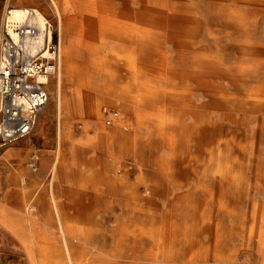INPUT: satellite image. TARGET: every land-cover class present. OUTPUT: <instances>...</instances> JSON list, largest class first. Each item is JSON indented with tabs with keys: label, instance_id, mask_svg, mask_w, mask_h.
Returning <instances> with one entry per match:
<instances>
[{
	"label": "rangeland",
	"instance_id": "obj_1",
	"mask_svg": "<svg viewBox=\"0 0 264 264\" xmlns=\"http://www.w3.org/2000/svg\"><path fill=\"white\" fill-rule=\"evenodd\" d=\"M146 1L0 0V37L9 36L7 21L13 8H39L53 25V43L60 46L62 34L64 42L74 47L77 61L88 64L82 90H87L89 102L106 97L105 84L111 88L129 84L136 91L148 93H142L143 103L137 111L106 100L102 119L97 120L82 110L84 103L80 100H76L73 110L60 111L57 94L75 93L76 81L66 75L60 83V70L49 76L45 85L47 104L35 118L31 133L0 147V200L4 184L14 182V187L20 186L11 199L15 215H8L6 207L0 205V218L15 232L14 235L0 227V264H25L27 256L51 258L44 264H71L64 252L59 255V249L67 251L74 244L92 252V264H264V105L246 99L252 88L264 85V0H173L176 20L179 24L188 23L194 32L187 44L175 42L169 34L154 29L112 31L111 12H122L128 7L144 12ZM170 1L166 0L165 6ZM88 10L101 22L99 37L87 30ZM126 54L134 56L135 65L130 64ZM190 55L194 60L205 58L211 68L190 62ZM97 63L106 73L96 69ZM224 91L229 94L227 98L221 97ZM119 109L123 111L122 126L134 133L138 147L134 156L128 153L122 159L114 156L111 160L107 155L114 154V146L101 144L105 137L98 133L101 125L114 126L115 119L106 123V112ZM142 112L153 115V119L142 125ZM161 119L167 121L163 132L158 126ZM224 138L227 142L219 146L217 140ZM32 162H36V170L31 167ZM121 162L124 169H119ZM114 172L129 189L127 196H119L128 199L124 208L104 193L107 186L100 176L111 177ZM60 176L73 180V195L57 186ZM34 179L39 181L29 194L27 187ZM53 196L58 197L67 224L77 235L88 239L82 241L61 233L51 220L56 217ZM122 224L140 226L150 234L132 246L139 254L135 260L121 254L131 248L128 243L132 240L119 242L113 234ZM153 235L161 242L151 241ZM40 248H46L47 254L41 253ZM58 257L62 260L52 259Z\"/></svg>",
	"mask_w": 264,
	"mask_h": 264
},
{
	"label": "bare ground",
	"instance_id": "obj_2",
	"mask_svg": "<svg viewBox=\"0 0 264 264\" xmlns=\"http://www.w3.org/2000/svg\"><path fill=\"white\" fill-rule=\"evenodd\" d=\"M106 1V0H105ZM165 1L166 0H148L145 2V4L143 5V8H144V12L143 11H135L133 9H130L129 7L124 10V11H119V12H111L109 15V20H112V26L111 29L113 32H117V33H127L126 29L128 28H133L134 29H138V30H157V32H160V33H164V34H169L171 38H173L174 40H176L175 42H181V43H188L192 40V37H193V34L194 32L192 31V28L191 26L186 23H181L179 24L178 21L176 20V7L174 5V1L171 0L170 2V5L168 6H165ZM101 2V1H100ZM124 2V1H123ZM124 4V3H123ZM162 6H160V5ZM88 6V5H87ZM94 6V5H93ZM60 7V6H59ZM113 7V6H112ZM91 8H93L91 6ZM65 9V8H64ZM87 10V9H86ZM85 10V11H86ZM98 10V9H97ZM117 10V9H116ZM229 10V9H228ZM91 10H88V13H87V24H89V29L88 32L90 35L92 36H95V37H99V33L101 30L98 29L101 28V22H97L96 18L97 16L95 15H92L93 13L90 12ZM97 12V11H96ZM187 13V12H186ZM232 13V12H231ZM62 14V13H61ZM102 14V12H101ZM104 14V13H103ZM8 24H7V28H8V32L9 34L12 36V38L14 40H17L18 36H19V30H20V27L22 26V24L24 22L26 23H29L31 25H34L36 27L39 28V32L37 33V43L38 44H42L44 41H46L48 38L51 39L52 38V32L51 31H47V28L45 26L46 24V17L44 15V13H42L39 8L36 9V8H28V7H15L13 8L11 11H9V14H8ZM105 16L107 14H104ZM233 15V14H232ZM62 16V15H61ZM101 16V15H100ZM104 16V17H105ZM102 18V17H101ZM107 18V17H106ZM61 19V17H60ZM99 19V18H98ZM234 19V18H233ZM101 21V20H100ZM193 22V21H192ZM104 24V23H103ZM107 24V23H106ZM105 24V26H106ZM63 23H61V29H63ZM87 28V27H86ZM105 27H102V30L104 29ZM197 28V27H196ZM106 29V28H105ZM199 29V28H198ZM81 30V29H80ZM108 30V29H107ZM197 30V29H196ZM62 31V30H61ZM129 31V30H128ZM88 32H85L88 33ZM105 32V31H104ZM156 32V33H157ZM78 33V32H77ZM84 33V31H83ZM102 33V31H101ZM148 33V32H147ZM195 34H197L195 32ZM82 35V34H81ZM151 35V34H150ZM158 35V34H157ZM143 36V35H142ZM164 36V35H163ZM168 36V35H167ZM85 37V35H84ZM136 37V36H134ZM151 37V36H150ZM161 37V36H160ZM195 37V36H194ZM86 38V37H85ZM93 38V37H91ZM90 38V39H91ZM64 37L62 36L61 34V40H60V46H59V51H58V70L59 71V75H58V78H59V82L62 83L63 82V77L66 76V75H69V76H72L75 81H76V86H77V90L75 93H63V92H59L57 94V98H58V101H59V106H60V111L63 110L64 113L67 112V111H71L73 110V108L75 107L76 105V100H80L81 103H84V106H83V109L85 112L87 111L88 114L92 115L93 117L97 118V120H101L102 119V116H103V103L107 100V101H111V102H120L122 104V106H128L130 107L131 109H133V111H137L139 109V107L142 105L143 101V96H142V93L144 92H141V91H136L134 90L135 88L134 87H131L129 84H126V85H116L115 87L113 86L112 88L111 87H108L106 84L104 86V90H105V93H106V97L104 98H94V100L92 102H89V97H88V94L86 95V91L84 92L82 89L83 88V82H85V80H87V77H86V73H84L86 70H87V67H88V64H84L82 62H79L77 61L76 57H75V53H74V47H72L71 45H68L67 42L65 43L64 42ZM99 39V38H98ZM160 39V38H159ZM167 39V38H166ZM67 41V40H66ZM77 41V40H76ZM151 41V39H150ZM159 41V40H158ZM161 41V40H160ZM98 42V41H97ZM193 42V41H192ZM160 43V42H159ZM194 43V42H193ZM196 43V42H195ZM168 44V43H167ZM147 45V44H146ZM155 45V44H154ZM195 45V44H194ZM198 45V44H197ZM148 46V45H147ZM181 46V45H180ZM179 47V46H178ZM196 47H199V46H196ZM152 49H153V46H152ZM181 49V48H180ZM96 50V49H95ZM156 50V49H155ZM182 50V49H181ZM148 51V50H147ZM150 51V50H149ZM183 51V50H182ZM153 52V51H152ZM161 53V52H160ZM159 53V54H160ZM194 53V52H193ZM95 54V53H94ZM197 55V53H195ZM180 55V54H179ZM205 55V54H204ZM127 56V59L129 60L130 64L132 65H135L136 62H135V58L132 54H126ZM161 56V55H160ZM187 56V55H186ZM189 56V55H188ZM199 56V55H198ZM197 57V56H196ZM206 57V56H204ZM214 57V56H213ZM168 58V57H166ZM210 58V57H209ZM212 58V57H211ZM215 58V57H214ZM218 58V57H217ZM101 59V58H100ZM163 59V58H162ZM189 61L193 62L194 64H197L199 66H204L206 67V69H210V65L209 64V61L206 60L205 58H198L197 60H194V56L193 55H190V57L188 58ZM219 59V58H218ZM95 60V59H94ZM102 60V59H101ZM165 60V59H164ZM216 60V59H215ZM94 62V61H93ZM102 62V61H101ZM168 62V61H166ZM165 62V64H167ZM182 62V61H181ZM180 62V63H181ZM188 62V61H187ZM96 63V61H95ZM152 64V63H150ZM186 64V63H185ZM102 65V64H101ZM101 65H98V63L96 64V69L100 71V73H106L105 69L102 68ZM213 65V64H212ZM217 65V64H216ZM149 66V65H148ZM151 66V65H150ZM153 66V64H152ZM156 66V65H155ZM181 66V65H180ZM220 66V65H219ZM141 67V66H140ZM144 67V66H143ZM146 67V66H145ZM161 67V66H159ZM177 67V66H176ZM232 67V66H231ZM107 68V67H106ZM139 68V67H138ZM156 68V67H154ZM170 68V67H169ZM182 68V67H181ZM213 68V67H212ZM219 68V67H218ZM237 68V67H236ZM167 69V67H166ZM174 69V68H173ZM226 69V68H225ZM228 69V68H227ZM58 70L56 71L58 73ZM144 70V69H143ZM147 70V69H146ZM145 70V71H146ZM187 70H190V69H187ZM200 70V69H199ZM114 71V70H113ZM165 71V70H164ZM168 71V70H167ZM203 71V70H202ZM219 71V70H218ZM230 71V70H229ZM115 72V71H114ZM156 72V71H155ZM160 72H162L160 70ZM173 72V71H171ZM178 72V70H177ZM221 72V71H219ZM231 72V71H230ZM202 73V72H201ZM204 73V71H203ZM202 73V74H203ZM222 73V72H221ZM218 74L217 77L219 75ZM226 73V71H225ZM233 73V72H232ZM114 74V73H113ZM138 74V73H137ZM159 74V73H158ZM235 74V73H234ZM117 75V74H116ZM144 75V74H142ZM162 75H163V72H162ZM166 75V74H165ZM164 75V76H165ZM186 75V74H185ZM194 75V74H193ZM206 75V74H205ZM210 75V74H209ZM224 75V74H223ZM237 75V74H236ZM235 75V76H236ZM140 76V75H139ZM138 76V77H139ZM154 76V75H153ZM157 76V75H156ZM175 76V75H174ZM178 76V75H176ZM189 76V75H188ZM187 76V77H188ZM201 76V75H200ZM137 77V76H136ZM146 77V76H145ZM159 77H160V74H159ZM173 77V76H172ZM183 77H186V76H183ZM186 77V78H187ZM208 77V76H207ZM164 78V77H163ZM167 78V77H165ZM181 78V77H180ZM202 78V77H201ZM236 78V77H235ZM238 78V76H237ZM158 79V78H157ZM173 79H176V78H173ZM193 79V78H192ZM195 79V78H194ZM212 79V78H211ZM38 80L41 81V82H47L49 81V78L47 76H43V75H40L38 77ZM116 80V79H115ZM114 80V81H115ZM138 80V79H137ZM154 80V79H153ZM161 80V79H160ZM178 80V79H176ZM214 80V79H213ZM237 80V79H236ZM245 80V79H244ZM113 81V82H114ZM117 81V80H116ZM189 81V79H188ZM199 81V80H198ZM197 81V82H198ZM202 81V80H201ZM231 81V80H230ZM135 82V80H134ZM140 82V80H139ZM153 82V81H152ZM156 82V81H155ZM158 82V80H157ZM182 82V81H181ZM196 82V83H197ZM200 82V81H199ZM206 82V81H205ZM204 82V83H205ZM215 82V80H214ZM109 83V82H107ZM111 83V82H110ZM125 83V82H124ZM138 83V82H137ZM160 83V82H159ZM190 83V81H189ZM218 83V82H217ZM220 83V82H219ZM230 83V82H229ZM259 83V82H258ZM113 84V83H112ZM155 84V83H154ZM157 84V83H156ZM155 84V85H156ZM186 84V83H185ZM193 84V83H192ZM136 85V84H135ZM147 85V84H145ZM144 85V86H145ZM244 85V84H243ZM256 85V84H255ZM137 86V85H136ZM158 86V85H157ZM160 86V85H159ZM198 86V85H197ZM214 86V85H213ZM226 86V85H225ZM245 86V85H244ZM142 87V86H141ZM153 87V86H151ZM161 87V86H160ZM165 87V86H163ZM190 87V86H189ZM204 87V86H203ZM217 87V86H216ZM234 87V86H232ZM237 87V85H236ZM156 88V87H155ZM191 88V87H190ZM202 88V86H201ZM207 88V87H205ZM210 88V87H208ZM207 88V89H208ZM170 89V88H168ZM176 89V88H174ZM206 89V90H207ZM228 89V88H227ZM98 90V89H97ZM160 90V89H159ZM188 90V89H187ZM226 90V89H225ZM145 91V90H144ZM149 91V90H147ZM155 91V90H154ZM162 91V90H161ZM164 91V90H163ZM193 91V90H192ZM208 91V90H207ZM151 92V91H150ZM153 92V90H152ZM151 92V93H152ZM156 92V91H155ZM165 92V91H164ZM163 92V93H164ZM226 92V91H224ZM92 93V92H91ZM147 93V92H145ZM144 93V94H145ZM148 94V93H147ZM155 94V93H154ZM165 94V93H164ZM186 94V93H185ZM188 94V93H187ZM190 95V94H189ZM152 96V95H151ZM229 96V94L226 92V93H223L221 94V97H224V98H227ZM151 99V98H150ZM190 99V98H189ZM234 99V98H233ZM246 99L250 102V103H253V104H259V105H264V85H261V86H258L256 88H252L247 94H246ZM152 100V99H151ZM155 100V99H154ZM159 100V99H158ZM165 100V99H164ZM163 100V101H164ZM174 100V99H173ZM178 100V99H177ZM240 100V99H239ZM149 101V100H148ZM147 101V102H148ZM161 102H162V99H161ZM166 102V101H165ZM179 102V101H178ZM186 102V101H185ZM187 103V102H186ZM217 103V101H216ZM78 104V102H77ZM156 104V103H155ZM185 104V103H184ZM195 105V104H194ZM209 105V104H208ZM207 105V106H208ZM214 105V103H213ZM218 105V104H217ZM158 107V105H155ZM185 106V105H184ZM196 106V105H195ZM210 106H212L210 104ZM216 106V104H215ZM79 107V106H78ZM204 108V107H203ZM218 108V107H217ZM216 108V109H217ZM183 109V108H182ZM263 109V108H262ZM128 110V109H127ZM166 110V109H165ZM185 110V109H184ZM214 110V109H213ZM232 110V109H231ZM119 113L121 115V113L123 112L121 109H119ZM187 111V110H186ZM185 111V112H186ZM195 111H197L195 109ZM205 111V110H204ZM234 111V110H233ZM239 111V110H238ZM158 112V110H157ZM184 112V113H185ZM190 112V111H189ZM188 112V113H189ZM193 112V111H192ZM206 112V111H205ZM235 112V111H234ZM155 113V112H154ZM197 113V112H196ZM204 113V112H203ZM241 113V111H240ZM168 114V113H167ZM199 114V113H198ZM244 114V113H243ZM248 114V113H247ZM119 115V116H120ZM187 115V114H186ZM195 115V114H194ZM230 115V114H229ZM234 115V114H233ZM257 115V114H256ZM153 115H150L149 113L147 114L146 112L145 113H141L139 115V118L141 120V124L143 125L144 123L147 124L148 121H151L153 119L152 117ZM190 116V115H189ZM90 117V116H89ZM123 117V115H122ZM134 117V116H133ZM244 117V116H243ZM92 118V117H91ZM167 118V117H166ZM182 118V117H181ZM195 119V118H194ZM230 119V117H229ZM240 118L236 119L239 120ZM258 119V117H257ZM256 119V120H257ZM158 120V119H157ZM175 120V119H174ZM199 120V119H198ZM167 122V121H166ZM164 120H160V124L158 125L161 132L164 131V129L166 128L167 126V123H166ZM193 122V121H192ZM206 122V121H205ZM123 122L121 121V116L116 118L115 119V123H114V126L113 127H106V126H103L101 125V128H102V131L101 133L98 135H100L102 138L105 137V139H102V142L101 144H103L105 147L111 143L113 146H114V154H108L107 155V158L111 159V160H114V156H116V158L118 159H122L123 157H126V155L128 153H130L131 155L134 156V153L136 152V149L138 147V139L136 138V136L134 135L133 132L131 131H126L125 127L122 126ZM135 123V122H134ZM159 123V122H158ZM171 123V122H170ZM169 123V124H170ZM175 123V122H174ZM238 123V122H237ZM236 123V124H237ZM150 124V122H149ZM189 124V123H188ZM234 124V125H236ZM262 124V123H261ZM175 125V124H174ZM239 125V124H238ZM177 126V125H176ZM182 126V124H181ZM137 127V126H136ZM147 127V126H146ZM171 127V126H170ZM245 127V126H244ZM145 128V127H144ZM182 128V127H181ZM198 128V127H197ZM242 128V126H241ZM151 129V127H150ZM144 130V129H143ZM149 130V129H148ZM153 130V129H151ZM155 130V129H154ZM174 130V129H173ZM183 130V129H182ZM199 130V129H198ZM147 132V131H146ZM181 132V131H180ZM197 132V131H195ZM69 134V132H67ZM191 133V132H190ZM241 133V132H240ZM152 134V132H151ZM205 135V134H204ZM167 136V135H166ZM141 137V136H140ZM164 137V136H163ZM179 137V136H178ZM185 137V136H184ZM191 137V136H190ZM195 138H196V134H195ZM244 138V137H243ZM155 139V136L153 138V141ZM166 140V139H165ZM178 140V139H177ZM195 140V139H194ZM206 140V139H205ZM208 140V139H207ZM145 141V139H144ZM143 141V142H144ZM161 141V140H160ZM198 141V139H197ZM209 141V140H208ZM243 141V140H242ZM206 142V141H205ZM218 142V145L220 146L223 142L226 143L227 142V139L224 138L222 140H217ZM84 143V142H83ZM221 143V144H220ZM239 143V142H238ZM244 143V142H242ZM145 144V143H144ZM160 144V143H159ZM80 145H83L80 143ZM135 145V146H134ZM157 145V144H155ZM204 145V144H203ZM233 144H231L232 146ZM239 145V144H238ZM165 146V145H164ZM181 146V145H180ZM241 146V145H240ZM172 147V146H171ZM179 147V146H178ZM177 147V148H178ZM180 148V147H179ZM224 149V148H223ZM222 149V151H224ZM233 149V148H232ZM235 149V148H234ZM239 149V148H238ZM174 150V149H173ZM179 150V149H178ZM236 150V149H235ZM172 151V150H171ZM177 153V150H175ZM181 151H184V150H181ZM226 151V150H225ZM243 151V150H242ZM139 152V151H138ZM217 152V151H216ZM240 152V151H239ZM251 152V151H250ZM140 153V152H139ZM181 153V152H180ZM222 153V152H221ZM243 153V152H242ZM255 153V152H254ZM179 154V153H178ZM194 154V152H193ZM197 154V153H196ZM195 154V155H196ZM220 154V153H219ZM226 154V153H225ZM139 155V154H138ZM142 155V154H140ZM239 155V153H238ZM241 155V154H240ZM223 156V155H222ZM149 157V156H148ZM179 157V156H178ZM193 157V156H192ZM240 157V156H239ZM150 158V157H149ZM148 158V159H149ZM153 158V157H152ZM198 158V157H197ZM213 158V157H212ZM227 158V157H226ZM107 159V160H109ZM204 159V158H203ZM211 159V158H210ZM257 159V158H256ZM144 160V159H143ZM188 160V159H187ZM212 160V159H211ZM180 161V160H179ZM191 161V160H190ZM194 161V159H193ZM215 161V160H214ZM153 162V161H152ZM175 162V161H174ZM177 162V161H176ZM181 162V161H180ZM114 163V162H113ZM122 163V162H121ZM154 163V162H153ZM193 163V162H192ZM205 163V162H204ZM210 163V162H209ZM216 163V161H215ZM214 163V164H215ZM240 163V162H239ZM145 164V163H144ZM162 164V163H161ZM173 164V163H172ZM187 164V163H185ZM213 164V163H212ZM219 165V159L217 161V163ZM215 164V165H216ZM232 164V163H231ZM254 164V162H253ZM31 165V164H30ZM116 165V164H115ZM146 165V164H145ZM153 165V164H152ZM160 165V164H159ZM164 165V164H163ZM176 165V164H175ZM205 164H203L204 166ZM257 165V164H256ZM162 166V165H161ZM202 166V167H203ZM211 166V165H210ZM264 166V165H263ZM113 167V166H112ZM115 167V166H114ZM177 167V166H176ZM186 167V165L184 166ZM200 167V166H199ZM237 167V166H236ZM254 167V166H253ZM111 168V166L109 167ZM124 169V164L122 163L120 168L119 169ZM171 168V167H170ZM198 168V167H197ZM222 168V167H221ZM55 169V168H53ZM112 169V168H111ZM213 169V168H212ZM157 170V169H156ZM211 170V169H210ZM209 170V171H210ZM162 171V170H161ZM160 171V172H161ZM170 171V170H169ZM222 171V170H221ZM162 173V172H161ZM175 173V172H174ZM172 173V174H174ZM177 173V171H176ZM115 172L113 174V176L111 177H107V176H104V175H101L100 177L103 178V184L107 186V189L106 191L104 192L105 195H108L109 196L111 195V197L114 199V201H118L119 202V206L121 207H126V205L128 204V199H126V197H121L119 198V196H127V193H128V188L126 187V185L118 178H116L115 176ZM159 174V173H158ZM160 175V174H159ZM162 175V174H161ZM200 175H202V173H200ZM207 175V174H206ZM228 176V175H227ZM226 176V177H227ZM172 177V176H171ZM221 177V176H220ZM53 178V177H52ZM262 178V177H261ZM25 179V178H24ZM154 179V178H153ZM216 179V178H215ZM176 180V178H175ZM220 180V179H219ZM223 180V179H222ZM254 180V179H253ZM156 181V180H155ZM221 181V180H220ZM262 181V180H261ZM157 182V181H156ZM223 182V181H222ZM158 183V182H157ZM221 183V182H220ZM262 183V182H261ZM229 184V183H228ZM149 185V184H148ZM216 186V185H215ZM219 186V185H218ZM221 186V185H220ZM219 186V188H220ZM51 187H54V184L51 186ZM151 187V186H150ZM201 187V186H200ZM20 188V187H19ZM216 188V187H215ZM234 188V187H233ZM221 189V188H220ZM229 189V188H228ZM52 190V189H51ZM131 190V189H130ZM150 190V188H149ZM219 190V189H218ZM222 190V189H221ZM220 190V191H221ZM252 190V188H251ZM263 190V189H262ZM223 191V190H222ZM51 192V191H50ZM55 193V192H54ZM131 193V192H130ZM152 193V192H151ZM221 193V192H220ZM259 193V192H258ZM222 194V193H221ZM52 195V194H51ZM188 195V194H187ZM151 196V194H150ZM153 196V195H152ZM220 196V195H219ZM131 197V196H130ZM133 197V196H132ZM135 197V196H134ZM139 197V196H138ZM215 197V196H214ZM129 198V197H128ZM194 198V197H192ZM231 198H233L231 196ZM251 198V197H250ZM25 199V198H24ZM154 199V198H153ZM197 199V197H196ZM155 200V199H154ZM229 200V199H227ZM53 201H54V208H55V218L54 219H51L53 222H55V224H57L58 228L61 230V233H63L64 235H67V236H77L78 239L82 240L83 239H88L86 237V235H77V231H75L74 228H72L71 226H69L67 224V220H66V217L62 214L61 210H62V207L60 205V202H59V199L57 196H53ZM218 200H216L215 202H217ZM142 203V202H141ZM210 203V202H209ZM253 203V202H252ZM138 204V203H137ZM264 204V203H263ZM193 205V204H192ZM199 205V204H198ZM218 205V204H217ZM221 205V204H220ZM229 205V204H228ZM140 206V205H139ZM148 206V205H147ZM231 206V205H230ZM229 206V207H230ZM260 206V204H259ZM1 207V206H0ZM154 207V206H153ZM163 207V206H162ZM146 208V207H145ZM199 208V207H198ZM195 210V208H194ZM237 210V208H236ZM206 211V210H205ZM229 211V210H228ZM133 212V210H132ZM138 212V211H136ZM226 212V211H225ZM261 212V211H259ZM199 213V212H197ZM223 213V212H222ZM260 214V213H258ZM130 215V214H129ZM223 215V214H222ZM235 215V214H234ZM131 216V215H130ZM162 216V215H161ZM198 216V214L196 215ZM224 216V215H223ZM259 216V215H258ZM187 217V216H186ZM191 217V216H190ZM195 217V216H194ZM206 217V216H205ZM214 217V216H213ZM234 217V216H233ZM235 218V217H234ZM249 218V217H248ZM131 219V217H130ZM197 219V218H196ZM149 220V219H148ZM194 220V219H193ZM50 221V220H49ZM186 221V219H185ZM191 222V220H188ZM226 221V219H225ZM224 221V222H225ZM249 221V220H248ZM210 222V221H209ZM217 222V220H216ZM69 223V222H68ZM138 223V222H137ZM141 223V222H140ZM150 223V222H149ZM187 223V222H186ZM193 223V222H192ZM161 224V223H160ZM191 224V223H190ZM198 224V223H197ZM201 224V223H200ZM216 224V223H215ZM223 224V223H221ZM130 224H126V225H119L118 227H116L114 229V232L113 234L117 236V239H119V242L121 240V242H125L128 240H132V242L128 243V245H131L130 249H128V251H125V252H122L121 254L125 255L126 257L132 259V260H135V258H139V254L136 252L137 250L134 249L132 246H136L137 242H139V240H143L144 238H146L147 236H150L149 233H147L142 227L140 226H135V227H130L129 226ZM140 225V224H139ZM188 225V224H187ZM193 225V224H192ZM259 225V224H258ZM162 226V225H161ZM194 226V225H193ZM219 226V225H218ZM160 227V226H159ZM165 227V226H164ZM187 227V226H186ZM203 227V226H202ZM217 227V226H216ZM154 229V228H153ZM191 229V228H190ZM193 229V228H192ZM220 229V227H219ZM226 229V228H225ZM77 230V229H76ZM148 230V229H147ZM160 230V228H159ZM163 230V229H162ZM160 230V231H162ZM159 231V232H160ZM211 231V230H210ZM219 231V230H218ZM222 231V230H221ZM186 232V231H184ZM231 232V231H230ZM193 233V232H192ZM198 233V232H197ZM211 233V232H210ZM164 234V232H163ZM258 234V233H257ZM194 235V233H193ZM227 235V234H226ZM197 236V235H196ZM48 237V236H47ZM163 237V235H162ZM187 237V235H186ZM129 238V239H128ZM189 238V237H188ZM217 238V237H216ZM255 238V237H254ZM49 239V237H48ZM128 239V240H127ZM148 239V238H147ZM226 239V238H225ZM233 239V237H232ZM55 240V239H54ZM193 240V239H192ZM197 240V239H196ZM255 240V239H254ZM118 241V240H117ZM153 242H161V240L159 239L158 236H155L153 235L152 236V240ZM185 241V240H184ZM217 241V240H215ZM234 241V240H233ZM147 242V240H146ZM255 242V241H254ZM193 243V242H192ZM198 243V242H197ZM143 244V243H142ZM154 245V244H153ZM159 245V244H158ZM211 245V244H210ZM224 246V244H223ZM226 246V245H225ZM228 247V246H227ZM255 247V246H254ZM117 248V247H116ZM229 248V247H228ZM78 249V251L76 250ZM115 249V248H114ZM153 249V248H152ZM207 249V248H206ZM205 249V251H206ZM223 249V248H222ZM40 251L41 253H46L47 254V250L46 248H40ZM131 253H130V252ZM149 251V250H148ZM227 251V250H226ZM225 251V252H226ZM53 252V251H52ZM62 252H64L65 254V257L67 260L70 261L71 264H81L83 261L87 262L88 264H92L93 261H92V256H91V253H90V250H88L87 248L83 247L82 245H71L67 248V251L66 250H63L62 249H59V255H62ZM203 253V252H202ZM240 253V252H239ZM200 254V253H199ZM222 254V253H221ZM228 254V253H227ZM224 255L225 256H227ZM57 255V254H56ZM93 255V254H92ZM150 255V254H149ZM158 256V255H157ZM208 256V255H207ZM231 256V255H230ZM124 257V256H123ZM218 257V256H217ZM155 258V257H154ZM164 258H166L164 256ZM213 258V257H212ZM117 259V258H116ZM164 260V259H163ZM205 260V259H204ZM117 261V260H116ZM144 262V261H143ZM162 262V261H161ZM120 263V262H119ZM141 263V262H140ZM169 263V262H168ZM220 263V262H218ZM122 264V262H121ZM136 264V263H135ZM146 264V263H145ZM164 264V263H163ZM171 264V263H170Z\"/></svg>",
	"mask_w": 264,
	"mask_h": 264
},
{
	"label": "built area",
	"instance_id": "obj_3",
	"mask_svg": "<svg viewBox=\"0 0 264 264\" xmlns=\"http://www.w3.org/2000/svg\"><path fill=\"white\" fill-rule=\"evenodd\" d=\"M47 31L52 23L46 19ZM39 28L27 23L14 40L0 37V147L31 133L35 118L46 107L47 82L38 80L58 70L59 43L52 38L37 43ZM117 110L106 112V123L119 117ZM36 170V162L31 163Z\"/></svg>",
	"mask_w": 264,
	"mask_h": 264
},
{
	"label": "crops",
	"instance_id": "obj_4",
	"mask_svg": "<svg viewBox=\"0 0 264 264\" xmlns=\"http://www.w3.org/2000/svg\"><path fill=\"white\" fill-rule=\"evenodd\" d=\"M39 180L37 179H34L32 181H30V183L28 184V187H27V193L31 194L32 191L34 190V185L37 184ZM57 181V186L60 188V190L62 192H65V193H70L71 195H73L74 191H75V184L73 183V180L71 178H68V177H57L56 179ZM6 187L3 188V195L1 197V200H0V205H3L6 207L7 211H8V215L11 214V215H15V212H14V206L13 204L11 203V199L13 198V194L14 193H17L18 194V189H19V184L18 186L14 187V182H11V183H6L4 184ZM74 186V187H73ZM69 194V195H70ZM46 195L48 196V193L46 192ZM0 227L1 229H3L4 231H7L9 233H13L15 235V232L13 230H11L9 228L8 225L5 224L4 220H2L0 218ZM18 239L20 240V238L18 237ZM21 241V240H20ZM46 259H51V258H44V257H26V262L25 264H44L45 262H43L44 260ZM54 260H59L61 261L62 258L61 257H58V258H52Z\"/></svg>",
	"mask_w": 264,
	"mask_h": 264
}]
</instances>
